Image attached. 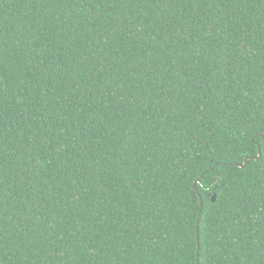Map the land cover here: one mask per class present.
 <instances>
[{
    "label": "trees",
    "instance_id": "obj_1",
    "mask_svg": "<svg viewBox=\"0 0 264 264\" xmlns=\"http://www.w3.org/2000/svg\"><path fill=\"white\" fill-rule=\"evenodd\" d=\"M0 264H264V0H0Z\"/></svg>",
    "mask_w": 264,
    "mask_h": 264
},
{
    "label": "water",
    "instance_id": "obj_2",
    "mask_svg": "<svg viewBox=\"0 0 264 264\" xmlns=\"http://www.w3.org/2000/svg\"><path fill=\"white\" fill-rule=\"evenodd\" d=\"M194 187H195V184H194ZM199 200H200V207H202L201 197H199ZM197 246L199 247V241H197Z\"/></svg>",
    "mask_w": 264,
    "mask_h": 264
}]
</instances>
